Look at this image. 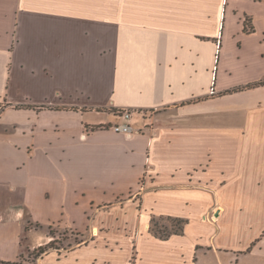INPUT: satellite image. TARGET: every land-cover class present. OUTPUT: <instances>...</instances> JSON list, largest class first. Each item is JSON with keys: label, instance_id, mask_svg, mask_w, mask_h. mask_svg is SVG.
<instances>
[{"label": "crops", "instance_id": "obj_1", "mask_svg": "<svg viewBox=\"0 0 264 264\" xmlns=\"http://www.w3.org/2000/svg\"><path fill=\"white\" fill-rule=\"evenodd\" d=\"M260 82L264 0H0V264L46 245L29 222L82 237L36 264H241L215 241L245 230L225 205L264 211Z\"/></svg>", "mask_w": 264, "mask_h": 264}, {"label": "rangeland", "instance_id": "obj_2", "mask_svg": "<svg viewBox=\"0 0 264 264\" xmlns=\"http://www.w3.org/2000/svg\"><path fill=\"white\" fill-rule=\"evenodd\" d=\"M221 43L222 42H219V48H220ZM237 48H238L237 43H234L232 41H229L228 43L223 44V49L225 50V52L227 51L228 53H231V54H235ZM219 56H220V53H218L217 58H219ZM214 61H215L214 63L217 62L216 58ZM214 88H215V83H214ZM116 114H119L121 118L125 119L126 121L130 119V118L126 119V114H129L130 117L132 116V112L129 110L118 111L116 112ZM113 127L114 126H112V128ZM225 206H226L227 212L224 215V218H222L223 227L231 228L236 223H241V225L245 227V230L242 233H239L236 235L221 233L219 234L217 240L215 241L216 244H221L223 246H226L225 248L228 247L229 249L234 250V251L245 250L244 252H241L242 255H246L241 258V261H240L241 264H264V250L258 251V247L260 248V243L264 237V211H256L255 213H253V212H246L244 210L243 212H241L240 208H236L235 206H231V205H225ZM218 212L220 213L221 209L215 210L214 213L211 214L212 218H215L216 213ZM150 225H151L150 230L152 234H154L158 238L162 234L167 235V233L169 234L174 233L175 231L179 229V227H181L180 222H178L175 218H170V217L156 219V221H152ZM40 228L41 227L39 226L38 228H36L35 225L29 222L27 230L38 229L39 236H42L44 238L45 237L49 238L48 240L46 239L45 241L46 245L45 244L43 245V247L48 245L49 246L48 250L60 249V248L69 249V248L77 246V244L82 243V237L78 236L76 233L71 232L70 230H66V229L64 230V229H58V228H50V229L45 228L43 230H39ZM172 236H175V235H171V237ZM194 241H195V238H194V235L192 234H189L184 239L186 250L191 248ZM22 242L24 246L23 249L25 252L22 254L21 260L18 263L19 264H36L37 259H38L37 249H33V250L29 249L31 241L27 236L22 238ZM204 242L205 243L212 242V244H214L213 243L214 240L211 241L210 237L205 239ZM173 245L174 244H170V247L172 249H174ZM212 249L213 248L211 246L207 248L204 247L202 249V252L204 254H209V251H211ZM240 257L241 256L236 253H229V254L221 255L220 257H216L215 255L214 256L210 255V256H207L206 258H203L201 262L198 264H236L239 262ZM198 258H199L198 256L194 257V262L197 263Z\"/></svg>", "mask_w": 264, "mask_h": 264}, {"label": "trees", "instance_id": "obj_3", "mask_svg": "<svg viewBox=\"0 0 264 264\" xmlns=\"http://www.w3.org/2000/svg\"><path fill=\"white\" fill-rule=\"evenodd\" d=\"M253 30H254L253 28L249 29V27H248V19H246V21H245V31L246 32H253ZM262 84H264V82L257 83L256 85H262ZM235 91H241V90L240 89H236ZM176 220L181 223V227H179V229L177 231H175L174 233H170V234L167 233V235H163L162 234L161 236L158 235L159 238H161L162 240H166L169 237H171V235H183L184 234L185 225H186L187 222L184 221V220H181V219H176ZM48 248H49L48 245L45 246V247L42 246V247L38 248L37 249V251H38V254H37L38 258L40 256L44 255L46 252H48L49 251ZM8 264H19V263H8Z\"/></svg>", "mask_w": 264, "mask_h": 264}, {"label": "built area", "instance_id": "obj_4", "mask_svg": "<svg viewBox=\"0 0 264 264\" xmlns=\"http://www.w3.org/2000/svg\"><path fill=\"white\" fill-rule=\"evenodd\" d=\"M210 93L215 94L214 85L212 86ZM129 118H130L129 114H126V119H129ZM113 129L117 132H122L126 134L132 133V127L129 124L116 125L113 127Z\"/></svg>", "mask_w": 264, "mask_h": 264}]
</instances>
